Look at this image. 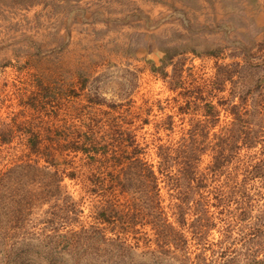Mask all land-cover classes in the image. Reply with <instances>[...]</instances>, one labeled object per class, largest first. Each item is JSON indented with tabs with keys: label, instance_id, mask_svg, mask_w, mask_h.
<instances>
[{
	"label": "trees",
	"instance_id": "obj_1",
	"mask_svg": "<svg viewBox=\"0 0 264 264\" xmlns=\"http://www.w3.org/2000/svg\"><path fill=\"white\" fill-rule=\"evenodd\" d=\"M227 51L238 61L224 63ZM261 54L223 46L206 54L216 61L210 76L174 69V112L144 142L132 128L163 112L160 101L102 110L86 84L32 70L21 80L18 69L17 111L0 117V264H17L30 240L43 243L47 264H264ZM173 60L152 73L169 79ZM78 179L93 199L86 220L67 190ZM39 217L52 229L19 232Z\"/></svg>",
	"mask_w": 264,
	"mask_h": 264
},
{
	"label": "rangeland",
	"instance_id": "obj_2",
	"mask_svg": "<svg viewBox=\"0 0 264 264\" xmlns=\"http://www.w3.org/2000/svg\"><path fill=\"white\" fill-rule=\"evenodd\" d=\"M237 44L264 52V0H0V117L17 111L12 95L16 71L25 70L20 75L25 80L32 70L48 83L86 84L92 94H99L102 110L108 104L139 107L160 101L163 112L154 110L150 124L135 121L132 128L144 142L155 133V123L174 112L168 104L178 93L172 86L173 70L184 78L210 76L216 61L207 52ZM172 57L173 66L166 69L169 79L152 73V65L160 67L164 58ZM224 58V63L238 61L229 51ZM221 117L230 120L225 114ZM149 159L157 162L154 155ZM75 161V166H82ZM209 161L205 155L201 168ZM80 180L66 184L81 200L86 220L93 199ZM44 229L52 228L39 217L37 227L24 226L19 232ZM212 233V240H220L218 230ZM26 242L28 246L17 251L27 256L17 264L50 262L41 241Z\"/></svg>",
	"mask_w": 264,
	"mask_h": 264
}]
</instances>
